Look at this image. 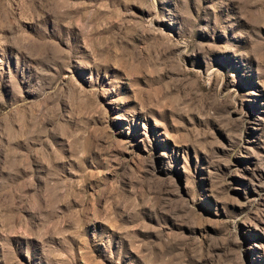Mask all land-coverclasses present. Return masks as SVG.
<instances>
[{
    "label": "rangeland",
    "instance_id": "374dc122",
    "mask_svg": "<svg viewBox=\"0 0 264 264\" xmlns=\"http://www.w3.org/2000/svg\"><path fill=\"white\" fill-rule=\"evenodd\" d=\"M0 264H264V0H0Z\"/></svg>",
    "mask_w": 264,
    "mask_h": 264
}]
</instances>
